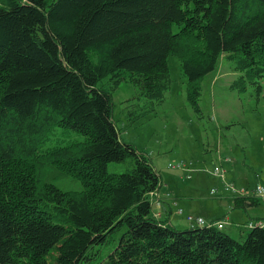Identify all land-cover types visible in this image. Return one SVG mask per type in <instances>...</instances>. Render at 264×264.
Instances as JSON below:
<instances>
[{"label":"trees","instance_id":"16d2710c","mask_svg":"<svg viewBox=\"0 0 264 264\" xmlns=\"http://www.w3.org/2000/svg\"><path fill=\"white\" fill-rule=\"evenodd\" d=\"M170 54L200 117L202 80L222 54L240 71L231 89L259 98L264 0H0V264H264V223L238 239L154 215L160 173L121 138L113 94L130 81L127 118L154 112ZM57 126L78 135L44 146ZM259 202L233 196L234 207Z\"/></svg>","mask_w":264,"mask_h":264},{"label":"rangeland","instance_id":"374dc122","mask_svg":"<svg viewBox=\"0 0 264 264\" xmlns=\"http://www.w3.org/2000/svg\"><path fill=\"white\" fill-rule=\"evenodd\" d=\"M168 64L173 81L165 100L154 112L139 120L131 122L123 112L128 99L137 93L136 86L130 81H123L114 91L113 117L120 136L150 157L161 178L173 186L175 194L193 200L190 207L195 212L200 210L199 215L207 222L224 219L222 229L240 239V233L250 227L239 222L247 223L251 217L256 218L255 215L264 216V200L250 208L234 207L235 193L231 192L230 196L225 193L220 197L210 192L212 186L219 184L216 183L219 179L207 167L212 169L215 162H219L216 157L225 156L230 158L229 162H224V166H228L226 178L230 182L252 187L264 181V90L258 98L253 86L243 93L231 89L230 84L240 71L233 68L226 54H222L215 69L202 80L200 106L203 116L200 117L188 101L186 76L182 73L177 56L170 54ZM62 131L66 135H78L77 129L71 126L66 129L57 126L53 134L47 137L44 146L54 143ZM181 159L199 164V170L194 171L191 178L183 177L184 170L169 166V163ZM127 166V161L112 162L108 169L122 171ZM56 182L63 188L80 186L77 180L67 177H58ZM187 187L195 190L192 197L186 196ZM171 192L170 195L176 197ZM179 200L180 197L177 198ZM195 212L192 213L198 215ZM174 214L185 218V222L176 220L172 224L180 229L189 226L186 217Z\"/></svg>","mask_w":264,"mask_h":264},{"label":"built area","instance_id":"2783aa9c","mask_svg":"<svg viewBox=\"0 0 264 264\" xmlns=\"http://www.w3.org/2000/svg\"><path fill=\"white\" fill-rule=\"evenodd\" d=\"M221 158V157H219ZM169 166L177 167L186 172L185 177L191 178L194 174V171L196 170L195 162L192 160L185 161L183 159L175 162V163H169ZM211 172L217 176L220 179V182L218 185L212 186L210 188V192L214 195H222L225 193H235L234 195H250L254 196L260 199H264V181L263 182H257L252 187H246V186H237L235 183L230 182L226 178V172L227 169L225 166L217 162L214 167L211 169ZM162 185V182H161ZM170 191H167L165 193L166 199L170 200L172 204L175 207L174 212L178 213L179 215H184L186 219L189 221L191 226L193 225H216L219 228H223L225 226V220L218 219V220H211L209 222L206 221V219L201 215H195L191 212H185L184 208L178 204L177 198L173 197L169 193ZM150 197L154 206V215L157 218H163V209L161 200L163 199L161 196L158 195V188L154 191H151ZM259 223H264V220H261ZM254 222H250L249 226H253Z\"/></svg>","mask_w":264,"mask_h":264},{"label":"crops","instance_id":"0c3cea01","mask_svg":"<svg viewBox=\"0 0 264 264\" xmlns=\"http://www.w3.org/2000/svg\"><path fill=\"white\" fill-rule=\"evenodd\" d=\"M216 159H218V161L220 162V163H222L223 165H224V162H229L230 160V158L229 157H225V156H222V158H218V156L216 157ZM193 161V160H192ZM214 162H215V160H214ZM215 164H216V162H215ZM197 165L199 166V164H196L195 163V166H196V170H195V172L197 171V170H199V168L197 167ZM213 167V166H212ZM207 168H209V172H211V168L210 167H207ZM225 168L227 169V172H226V175H228L229 174V171H228V166L227 165H225ZM181 171H183V170H181ZM194 172V173H195ZM185 176V172L183 171V177ZM217 177V176H216ZM184 179V178H183ZM216 179V178H215ZM217 179H219L218 177H217ZM220 180V179H219ZM219 180H217V182L216 183H218V182H220ZM230 180V179H229ZM161 182H164V183H162V185L158 188V195L159 196H163L162 198V200H161V204H162V209H163V217H166V216H168L169 217V220L173 223V222H176V220L178 221V220H183L184 222H185V218H182V217H179L177 214H174L175 212H174V210H175V207H174V205L172 204V202L170 201V200H168V199H166V197L164 196L165 195V193L167 192V191H172L171 193L174 195V196H178L177 194H175L174 192H173V186L171 187V184H170V182H168L167 180H165L164 178H161ZM243 186V185H242ZM247 187V186H246ZM187 194H186V196H188V197H192L193 195L192 194H194V192H195V190L193 189V188H188L187 187ZM194 190V191H193ZM189 193V194H188ZM230 194L231 193H227V195L226 196H230ZM220 196V195H219ZM234 196V195H233ZM178 197H180V200H179V202H178V204L180 205V206H182L183 208H184V210H185V212H195L190 206H193L192 204H191V201H193L192 199H190V198H188V199H186V197H183V196H178ZM177 197V198H178ZM221 197V196H220ZM262 200H264V199H260V202L258 203V204H254V205H259L261 202H262ZM251 206H253V205H251ZM249 207V206H248ZM250 208V207H249ZM242 211H246V210H243V209H241ZM201 211L200 210H198L197 212H195L196 214H198L199 215V213H200ZM172 214H174L173 216H171ZM184 216V215H183ZM250 216V215H249ZM185 217V216H184ZM255 217L256 218H254V217H251L252 219H249V220H247V223H245V222H243V221H240L239 223H243L244 225H247V226H249V223L250 222H254V225L256 224V223H258V222H260L261 220H264V216H259V215H255ZM259 217H261V219H257V218H259ZM228 218L230 219L231 217H230V214L228 215ZM224 220V219H223ZM189 226H191V224L189 223V222H186ZM249 227H251V226H249ZM241 229V228H240Z\"/></svg>","mask_w":264,"mask_h":264}]
</instances>
